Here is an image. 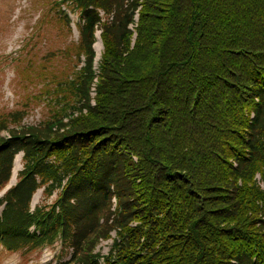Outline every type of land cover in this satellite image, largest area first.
Listing matches in <instances>:
<instances>
[{
	"label": "trees",
	"instance_id": "1",
	"mask_svg": "<svg viewBox=\"0 0 264 264\" xmlns=\"http://www.w3.org/2000/svg\"><path fill=\"white\" fill-rule=\"evenodd\" d=\"M62 4L81 14L85 65L70 104L0 137V191L15 155L26 161L1 202L0 243L32 253L61 236L75 248L64 264H95V245L117 230L111 264H264V0ZM42 185L62 190L32 214Z\"/></svg>",
	"mask_w": 264,
	"mask_h": 264
},
{
	"label": "rangeland",
	"instance_id": "2",
	"mask_svg": "<svg viewBox=\"0 0 264 264\" xmlns=\"http://www.w3.org/2000/svg\"><path fill=\"white\" fill-rule=\"evenodd\" d=\"M60 1L0 0V131L44 124L58 107V94L66 97L62 106L70 104L69 83L80 66L79 40L72 38V25L70 30L54 6ZM72 18L78 21L77 15ZM35 255L14 258L30 264ZM10 256L0 248V264H7Z\"/></svg>",
	"mask_w": 264,
	"mask_h": 264
},
{
	"label": "bare ground",
	"instance_id": "3",
	"mask_svg": "<svg viewBox=\"0 0 264 264\" xmlns=\"http://www.w3.org/2000/svg\"><path fill=\"white\" fill-rule=\"evenodd\" d=\"M96 50L98 55L100 56L101 54V50H102V43L101 41L98 42V44L96 45ZM22 160H23V155H19L16 159V163H15V167H14V172H13V182H15L17 180L18 174L20 172V170L22 169ZM41 193H39L36 197H35V203L38 202V200L40 199ZM1 213V211H0Z\"/></svg>",
	"mask_w": 264,
	"mask_h": 264
}]
</instances>
